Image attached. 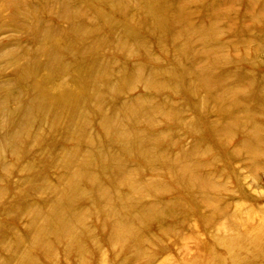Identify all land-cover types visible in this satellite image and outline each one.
<instances>
[{
	"label": "rangeland",
	"instance_id": "obj_1",
	"mask_svg": "<svg viewBox=\"0 0 264 264\" xmlns=\"http://www.w3.org/2000/svg\"><path fill=\"white\" fill-rule=\"evenodd\" d=\"M0 264H264V0H0Z\"/></svg>",
	"mask_w": 264,
	"mask_h": 264
},
{
	"label": "bare ground",
	"instance_id": "obj_2",
	"mask_svg": "<svg viewBox=\"0 0 264 264\" xmlns=\"http://www.w3.org/2000/svg\"><path fill=\"white\" fill-rule=\"evenodd\" d=\"M54 60H55V56L51 54L48 60L49 63L46 65V67H49L50 65H52ZM72 63H74V61L71 62L70 65H68L67 71L70 74V76L73 77L68 82V85L74 86L73 90L66 87V83L60 80H55L53 82L54 83L53 85L55 86V88L52 91H48L46 89L43 90V86L40 87L39 85H37L40 89L39 93L42 94V99L39 101V103L41 104L38 106L42 107V109H45L48 112L55 113V116L53 117L54 119H57L63 115H66L67 117H69L68 118L69 125L74 123L75 120H77L79 117L81 97L84 92V85L86 81L85 79L81 78L79 74H76L75 70L77 72H80V70L74 69L73 67H71L75 65ZM22 70L25 71L26 68H22L20 71ZM53 93H55V96L53 95ZM35 107L37 110V105ZM113 113H116V112H113ZM130 113H131L130 109L128 108V106H126L125 111L123 112V116H129ZM29 121L30 120H28L27 122ZM22 122H20L19 125L17 124L15 133L19 132V129L21 131V126L23 125ZM104 122H105L107 131L112 130L115 133L114 141H118L120 139V137L118 136H122L123 139H128L131 137L130 136L131 133L129 129L127 128L126 125L124 124L122 125L121 122L116 123V120L113 121L112 119H104ZM113 123H115V125H113ZM125 142H128V140H124L123 143ZM253 244L255 245V247H258V248L262 247V242L256 241V242H253Z\"/></svg>",
	"mask_w": 264,
	"mask_h": 264
}]
</instances>
